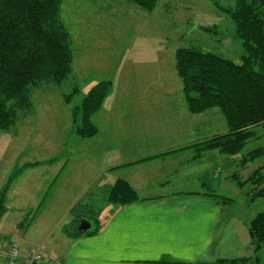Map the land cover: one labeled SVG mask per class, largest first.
I'll use <instances>...</instances> for the list:
<instances>
[{
	"label": "rangeland",
	"instance_id": "obj_1",
	"mask_svg": "<svg viewBox=\"0 0 264 264\" xmlns=\"http://www.w3.org/2000/svg\"><path fill=\"white\" fill-rule=\"evenodd\" d=\"M217 1L222 7L234 8L237 0ZM60 17L70 36L76 80L61 87L47 86L36 90L32 95V114L24 117L20 113L16 125L8 132L0 133V192L15 167L20 169L29 163L34 166L44 161H61L53 167L27 173V183L22 181L16 187L13 205H7L9 212L0 223V264L10 242L21 241L23 246L41 244L49 232L59 233L64 227L70 229L75 217L86 216L92 221L109 216L110 208L104 200L109 192L104 194L98 190L100 185L82 198L79 189L89 184V176H94L92 168L82 161H71L65 180L59 185V194L52 193L47 208L37 211L53 175L67 160L94 155L90 146L93 142L89 140L98 134L93 138L75 135L73 109L82 104L95 85L112 82L113 92L104 106H187L178 77V85L172 78L162 82L163 71H158L161 62L165 63V74L170 73L168 68L175 63V52L190 46L235 63H240L244 54L241 42L234 36L232 22L207 0H163L153 13H146L125 0H62ZM205 27H216L217 34L203 32ZM131 73L138 81L137 94L133 92L135 86L134 80L130 79ZM147 74H152L151 79H146ZM147 81L155 83L150 94L145 93ZM158 81L160 84L156 83ZM75 85L79 87V93L68 105L63 96L69 95ZM257 135L258 140L248 145L244 153L236 159H229L225 173L237 170L236 165L245 153L264 147V129H259ZM88 163L96 165V162ZM218 165L220 167L221 162ZM250 170L242 173V179H247ZM214 189L218 190V186ZM250 189L241 190L235 183L223 181L218 193L236 203L233 208L236 216L251 220L264 211V199L249 202L246 194ZM15 219L25 221L16 238L12 234L13 224H10V220ZM260 258L264 262V250Z\"/></svg>",
	"mask_w": 264,
	"mask_h": 264
},
{
	"label": "crops",
	"instance_id": "obj_2",
	"mask_svg": "<svg viewBox=\"0 0 264 264\" xmlns=\"http://www.w3.org/2000/svg\"><path fill=\"white\" fill-rule=\"evenodd\" d=\"M161 63L158 71H163L162 82L172 78L177 84L175 63H171L167 74L165 63ZM150 75L147 74V80L151 79ZM130 76L134 80L133 92L137 94L136 75L131 73ZM154 84L145 82L146 94H150ZM162 90L164 93V88ZM92 121L98 129V135L89 140L93 144H88L94 155L67 160L68 163L53 175L48 188L45 187L47 194L37 211L47 208L52 193L59 194V185L65 180L71 161H82L94 172V176H89V184L79 189L82 198L96 185H100L97 189L105 194L121 180L145 201L119 207L109 202L106 193L104 200L110 208L106 219L91 221L86 216L74 219L89 222V231L98 230L97 235L71 237L64 227L59 233L49 232L41 244L10 243L19 245L25 252L41 249L46 264H214L254 256L248 230L254 218L236 216L235 202L221 204L204 196L208 191L221 194L218 192L223 181L234 183L231 176L236 169L225 173V165L230 160L220 153H208L203 159L195 160V154L188 149L228 133V125L219 111L195 116L187 106H103ZM60 161L15 167L12 174L18 169L20 175L7 195L0 223L9 212L7 205H13L16 187L22 181L27 183L26 174L53 167ZM88 162H96V165ZM218 162H221L220 167ZM216 186L218 190L214 189ZM10 224L16 238L25 221L10 220ZM4 254L1 264L5 263Z\"/></svg>",
	"mask_w": 264,
	"mask_h": 264
},
{
	"label": "trees",
	"instance_id": "obj_3",
	"mask_svg": "<svg viewBox=\"0 0 264 264\" xmlns=\"http://www.w3.org/2000/svg\"><path fill=\"white\" fill-rule=\"evenodd\" d=\"M125 1L153 13L163 0ZM207 1L232 22L234 36L241 42L244 54L240 63H235L197 47L176 51L175 69L190 113L200 115L217 109L229 128L226 135H217L188 149L195 154V160L212 152L236 159L258 140L257 131L264 129V0H237L234 8L222 7L217 0ZM61 2L0 0V133L15 126L20 113L24 117L32 114V95L36 90L61 87L76 80L70 36L60 17ZM202 31L217 34L216 27ZM112 92V82H100L73 109L75 135L93 138L98 134L92 120ZM78 93L79 87L75 85L69 95L63 96L65 103L70 105ZM258 162L261 163L255 165ZM236 167L231 180L241 190L251 188L246 194L249 202L264 199V147L245 153ZM248 170L247 179H242V173ZM19 175L18 170L12 174L0 197V217L5 211L7 194ZM204 196L221 204L234 202L214 191ZM108 200L119 207L145 201L125 181L110 189ZM248 230L254 256L214 264H264L260 258L264 250V211L251 220ZM67 234L89 237L97 235L98 230L79 233L68 228Z\"/></svg>",
	"mask_w": 264,
	"mask_h": 264
},
{
	"label": "built area",
	"instance_id": "obj_4",
	"mask_svg": "<svg viewBox=\"0 0 264 264\" xmlns=\"http://www.w3.org/2000/svg\"><path fill=\"white\" fill-rule=\"evenodd\" d=\"M4 258V264H46L41 249H29L25 252L13 243L6 247Z\"/></svg>",
	"mask_w": 264,
	"mask_h": 264
},
{
	"label": "water",
	"instance_id": "obj_5",
	"mask_svg": "<svg viewBox=\"0 0 264 264\" xmlns=\"http://www.w3.org/2000/svg\"><path fill=\"white\" fill-rule=\"evenodd\" d=\"M71 232L86 233L91 230V224L87 221H73L70 225Z\"/></svg>",
	"mask_w": 264,
	"mask_h": 264
}]
</instances>
